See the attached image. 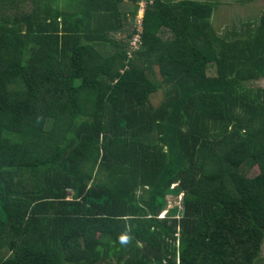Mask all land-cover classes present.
Masks as SVG:
<instances>
[{
  "label": "trees",
  "instance_id": "16d2710c",
  "mask_svg": "<svg viewBox=\"0 0 264 264\" xmlns=\"http://www.w3.org/2000/svg\"><path fill=\"white\" fill-rule=\"evenodd\" d=\"M214 10L0 0V264L260 263L264 13Z\"/></svg>",
  "mask_w": 264,
  "mask_h": 264
},
{
  "label": "rangeland",
  "instance_id": "374dc122",
  "mask_svg": "<svg viewBox=\"0 0 264 264\" xmlns=\"http://www.w3.org/2000/svg\"><path fill=\"white\" fill-rule=\"evenodd\" d=\"M215 3V10L212 16V24L219 34V36L225 38L226 35L233 38L234 33H243L242 26L247 27L250 23H255L259 20L260 16L264 13V0H251L248 2H243L242 0H213ZM126 10H133L132 5L125 3ZM141 10H139V15L137 23L141 21L144 16L145 2H141ZM242 30V31H241ZM228 40V39H227ZM253 88H264V79L254 81L248 84ZM162 98V97H161ZM160 96L153 99L154 105L160 103ZM257 174V170L250 173L253 177ZM175 186V185H174ZM182 198L183 193H178L167 197V208L166 211L160 214V217H164L168 210L178 209L180 212L182 210ZM179 218L180 216H176ZM261 261L259 264H264V245L261 247Z\"/></svg>",
  "mask_w": 264,
  "mask_h": 264
},
{
  "label": "built area",
  "instance_id": "2783aa9c",
  "mask_svg": "<svg viewBox=\"0 0 264 264\" xmlns=\"http://www.w3.org/2000/svg\"><path fill=\"white\" fill-rule=\"evenodd\" d=\"M144 2V1H143ZM143 7H146V3H145V5L143 6ZM143 19V18H142ZM142 19H141V21H139V31L141 30V26H140V24L142 23ZM140 44V35L138 34L136 37H135V39L132 41V47L133 48H137L138 47V45Z\"/></svg>",
  "mask_w": 264,
  "mask_h": 264
},
{
  "label": "clouds",
  "instance_id": "9594fccd",
  "mask_svg": "<svg viewBox=\"0 0 264 264\" xmlns=\"http://www.w3.org/2000/svg\"><path fill=\"white\" fill-rule=\"evenodd\" d=\"M142 2H143V1H142ZM144 2H145V1H144ZM140 4H141V3H140ZM145 8H146V7H145ZM139 10H141V5H140V8H139ZM144 13H145V11H144ZM138 15H139V14H138ZM122 239H125V238H123V237H122Z\"/></svg>",
  "mask_w": 264,
  "mask_h": 264
}]
</instances>
